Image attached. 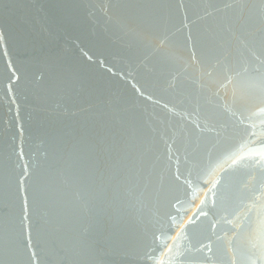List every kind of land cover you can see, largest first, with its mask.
<instances>
[{"label":"water","instance_id":"1","mask_svg":"<svg viewBox=\"0 0 264 264\" xmlns=\"http://www.w3.org/2000/svg\"><path fill=\"white\" fill-rule=\"evenodd\" d=\"M0 37V264H264V0H0Z\"/></svg>","mask_w":264,"mask_h":264},{"label":"snow or ice","instance_id":"2","mask_svg":"<svg viewBox=\"0 0 264 264\" xmlns=\"http://www.w3.org/2000/svg\"><path fill=\"white\" fill-rule=\"evenodd\" d=\"M0 40H2V37H0ZM28 176H29V172H28L27 167H25L23 175H21L20 180H19L20 190L25 196L24 206L22 209L25 218H27V214H28V200H27V188L24 187V183H25V180L28 178ZM200 215H205V213L201 212ZM190 222H193V221L190 220ZM210 250L211 249H209V251Z\"/></svg>","mask_w":264,"mask_h":264}]
</instances>
